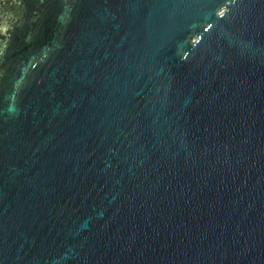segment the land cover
Returning a JSON list of instances; mask_svg holds the SVG:
<instances>
[{"label":"water","instance_id":"water-1","mask_svg":"<svg viewBox=\"0 0 264 264\" xmlns=\"http://www.w3.org/2000/svg\"><path fill=\"white\" fill-rule=\"evenodd\" d=\"M0 264H264V0H0Z\"/></svg>","mask_w":264,"mask_h":264}]
</instances>
